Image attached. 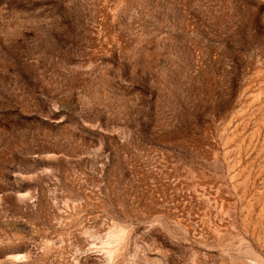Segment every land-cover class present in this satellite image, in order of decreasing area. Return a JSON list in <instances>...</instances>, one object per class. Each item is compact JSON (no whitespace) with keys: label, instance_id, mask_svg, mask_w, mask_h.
I'll use <instances>...</instances> for the list:
<instances>
[{"label":"rangeland","instance_id":"1","mask_svg":"<svg viewBox=\"0 0 264 264\" xmlns=\"http://www.w3.org/2000/svg\"><path fill=\"white\" fill-rule=\"evenodd\" d=\"M0 264H264V0H0Z\"/></svg>","mask_w":264,"mask_h":264}]
</instances>
